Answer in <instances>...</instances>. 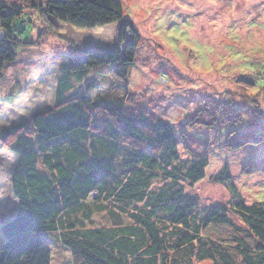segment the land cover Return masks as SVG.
Masks as SVG:
<instances>
[{
	"label": "trees",
	"instance_id": "16d2710c",
	"mask_svg": "<svg viewBox=\"0 0 264 264\" xmlns=\"http://www.w3.org/2000/svg\"><path fill=\"white\" fill-rule=\"evenodd\" d=\"M28 11L49 29L115 22L120 28L112 46L87 43L68 55L50 108L0 130V149L14 155L10 188L16 203L11 211L0 203V217L10 215L0 219V264H51L48 236L69 250L71 264H264V201L239 198L227 165L213 179L229 187L236 199L231 206L200 210L196 196L184 190L185 182L204 179L209 165L206 152L187 144V131L196 126L191 122L211 113L208 107L176 133L171 122L130 102L136 44L123 41L134 30L121 0H0V71L15 61L19 47L33 45L18 37L17 21L30 22ZM91 71L112 92L89 80ZM239 79L248 89L264 88L263 73ZM221 107L212 110V125L220 121ZM236 112L237 124L245 117ZM248 130L244 139L236 134L244 130L235 131L231 149L254 147V140L264 144L262 111L250 117ZM180 147L188 158H181ZM218 228L229 236L214 235Z\"/></svg>",
	"mask_w": 264,
	"mask_h": 264
},
{
	"label": "rangeland",
	"instance_id": "374dc122",
	"mask_svg": "<svg viewBox=\"0 0 264 264\" xmlns=\"http://www.w3.org/2000/svg\"><path fill=\"white\" fill-rule=\"evenodd\" d=\"M121 2L123 17L134 30L126 31L123 41L131 45L135 40L136 44L135 63L127 80L130 102L171 122L176 133L182 129L181 124L202 113L200 110L208 107L212 113L217 105L222 106L220 121L212 125L211 113L199 114L196 122H191L196 126L187 131V144L196 152H206L209 165L204 179L193 186L183 184L185 192L196 196L200 210L215 204L231 206L236 199L229 187L213 179L227 165L239 198L248 204L264 201V144L254 140V147L231 149L228 142L235 139L237 129L245 131L241 136L236 133L237 138L249 136L250 117L256 110L264 113V88L248 89L239 82V78L253 81L259 73L264 74V0ZM28 13L30 22L17 21L21 29L18 37L33 45L19 47L15 61L0 71V130L28 121L34 113L52 106L57 80L66 69L69 54L87 43L112 46L119 35V22L93 29L58 23L55 29H49L36 12ZM88 79L102 83L103 93L112 92L111 85L99 80L93 71ZM236 111L245 117L237 124L232 122L241 119ZM255 131L254 127L252 135ZM179 153L182 159L188 158L181 147ZM11 157L14 155L9 151L0 149V203L9 211L16 207L10 188ZM9 216L2 213L0 219ZM229 216L238 223L234 214ZM212 233L229 236L226 228ZM3 240L0 232V244ZM46 240L51 264H71L65 246L53 236Z\"/></svg>",
	"mask_w": 264,
	"mask_h": 264
}]
</instances>
